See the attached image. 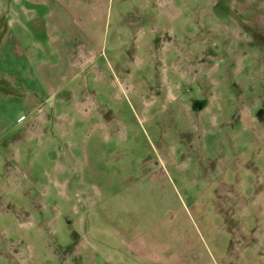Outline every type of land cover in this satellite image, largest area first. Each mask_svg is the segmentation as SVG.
I'll use <instances>...</instances> for the list:
<instances>
[{"label":"rangeland","instance_id":"rangeland-1","mask_svg":"<svg viewBox=\"0 0 264 264\" xmlns=\"http://www.w3.org/2000/svg\"><path fill=\"white\" fill-rule=\"evenodd\" d=\"M43 1L0 0V264H264V0Z\"/></svg>","mask_w":264,"mask_h":264},{"label":"crops","instance_id":"crops-1","mask_svg":"<svg viewBox=\"0 0 264 264\" xmlns=\"http://www.w3.org/2000/svg\"><path fill=\"white\" fill-rule=\"evenodd\" d=\"M40 6H46V4H44V1L43 0H36ZM47 30V25H45L43 28H41V30H39L38 32H42V33H45ZM48 43H50V41L48 40L47 41Z\"/></svg>","mask_w":264,"mask_h":264}]
</instances>
